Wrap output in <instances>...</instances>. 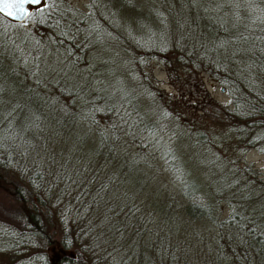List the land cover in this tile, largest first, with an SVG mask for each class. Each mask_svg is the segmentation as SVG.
<instances>
[{"label": "trees", "instance_id": "obj_1", "mask_svg": "<svg viewBox=\"0 0 264 264\" xmlns=\"http://www.w3.org/2000/svg\"><path fill=\"white\" fill-rule=\"evenodd\" d=\"M28 13H0V264H264V0Z\"/></svg>", "mask_w": 264, "mask_h": 264}, {"label": "rangeland", "instance_id": "obj_2", "mask_svg": "<svg viewBox=\"0 0 264 264\" xmlns=\"http://www.w3.org/2000/svg\"><path fill=\"white\" fill-rule=\"evenodd\" d=\"M78 4L83 3V0H72ZM151 73L154 74L157 83L164 90L172 89L173 87L168 83L165 72L157 64L151 63L150 66ZM202 80L209 91V93L221 102L227 101V95L224 89L212 78H210L206 73H202ZM174 92V91H173ZM244 159L247 163H250L255 167L260 173L264 174V153L257 151L256 149H249L244 154Z\"/></svg>", "mask_w": 264, "mask_h": 264}, {"label": "snow or ice", "instance_id": "obj_3", "mask_svg": "<svg viewBox=\"0 0 264 264\" xmlns=\"http://www.w3.org/2000/svg\"><path fill=\"white\" fill-rule=\"evenodd\" d=\"M42 0H0V13L8 16L26 17L29 15L26 6L39 5Z\"/></svg>", "mask_w": 264, "mask_h": 264}, {"label": "water", "instance_id": "obj_4", "mask_svg": "<svg viewBox=\"0 0 264 264\" xmlns=\"http://www.w3.org/2000/svg\"><path fill=\"white\" fill-rule=\"evenodd\" d=\"M32 6H34V5H28V6H26L27 11H29L30 10V7H32ZM1 14L4 15L5 17H8V18L13 19V20H17V21H20V20H22L24 18V17H19V16H16V17H14V16H8V15H6L4 13H1Z\"/></svg>", "mask_w": 264, "mask_h": 264}]
</instances>
